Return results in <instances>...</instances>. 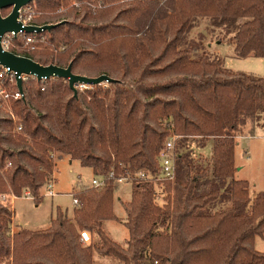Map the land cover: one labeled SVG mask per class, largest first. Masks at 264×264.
<instances>
[{"label":"trees","instance_id":"obj_1","mask_svg":"<svg viewBox=\"0 0 264 264\" xmlns=\"http://www.w3.org/2000/svg\"><path fill=\"white\" fill-rule=\"evenodd\" d=\"M38 1L55 11L63 0ZM75 1L62 15L36 20L57 25L19 34L12 51L113 81L76 94L64 78L31 77L23 98H0V193L28 191L40 202L57 154L92 168L105 184L72 193L74 215L59 210L43 230L13 231L14 210L0 202V264H97L96 254L121 264H264L255 247L264 236V190L252 194L250 182L235 176L237 137L264 118V77L228 69L186 40L195 20L209 17L233 33L237 56L264 58V0ZM173 133L182 136L176 180L157 187L137 178L159 172V152ZM190 137L203 146L213 141L207 164L183 151ZM128 173L122 245L105 224L118 219L115 190Z\"/></svg>","mask_w":264,"mask_h":264},{"label":"rangeland","instance_id":"obj_2","mask_svg":"<svg viewBox=\"0 0 264 264\" xmlns=\"http://www.w3.org/2000/svg\"><path fill=\"white\" fill-rule=\"evenodd\" d=\"M76 3L78 2L75 0H63L58 10L54 11L51 7L52 12L50 14L41 15L37 20L51 14L62 15L69 8L77 7ZM38 5L41 7L43 4L38 1ZM98 8L100 6L97 5L94 9ZM232 35L233 33H229L225 25H216L209 17H199L195 20L186 40L188 43L200 47L198 54L205 52L211 58L218 57L222 59L224 66L228 69L264 77V58H242L237 56L235 45L230 41ZM101 85L105 87L107 83ZM252 126L255 128L250 133ZM241 135L237 137L238 144L235 151V159L240 170L235 176L237 179L248 180L251 185V192L255 194L264 190V118L259 120L256 126L249 122L244 127ZM186 143V146L182 148L183 151H189L195 159L208 163L212 156V140L207 142L206 146H203L199 137H190ZM54 158L57 161L54 173L57 178L55 185L57 194L55 196H49L47 187L44 185L41 189L42 200L40 202L35 201L32 196H24L26 191L14 201L5 202L14 210L11 223L13 231H17L20 227L31 230L47 229L51 226L52 220L57 217L59 210L72 217L75 208L72 193L85 186H90L92 179L96 177L92 168L82 166L79 160H72L70 157L61 156L60 154H57ZM132 191V182H124L118 185L115 190L113 205L114 213L118 219L108 220L105 224L111 237L122 245L129 238V230L124 224L126 218L124 203L131 200ZM6 192H10V190ZM159 195L160 197L156 201L163 204L164 194L160 191ZM255 247L257 250L264 252V236L257 238ZM96 263L121 264L112 257H101L98 254H96Z\"/></svg>","mask_w":264,"mask_h":264},{"label":"built area","instance_id":"obj_3","mask_svg":"<svg viewBox=\"0 0 264 264\" xmlns=\"http://www.w3.org/2000/svg\"><path fill=\"white\" fill-rule=\"evenodd\" d=\"M75 5L78 6V3ZM12 10V7L5 8L1 10L3 16H7ZM3 11H6L5 13ZM51 7L49 6H43L41 7L38 5V0H34L31 3L21 7L19 9V17L18 21L23 24V26L28 25H40L37 23V18L41 15H44L46 13H51ZM24 32H19L16 34L15 31L7 32L4 35L1 36L0 44L3 48V50L12 51V48L14 47V39ZM35 38L33 37H27L26 38V44L28 45L29 49H35ZM21 55V54H19ZM36 78V75H29V74H22L20 75V78L23 80V83L25 80H28L29 78ZM17 72L12 70L10 67L2 65L0 63V98L6 101V103H11L12 101L20 100L24 97V91L20 90L17 85ZM46 78L42 79L45 80ZM67 80V79H66ZM103 84V83H102ZM93 85L88 84H75V88L78 90H85L89 87H92ZM10 110V114L14 121L16 122L18 118L14 114V112ZM164 124H169L168 121L164 122ZM172 126V125H171ZM17 131H22V125H17ZM182 138L181 135L173 133L170 137L167 138L165 141L163 147L161 148L159 155H158V161L160 170L157 174L153 175L146 171H139L135 174V176L139 179H142L144 181H150L153 182L157 187H159V184H162L164 182H173L176 180L177 176V153H178V142ZM133 176L128 173L127 175H122L119 178V183L124 182H133ZM57 178L55 174L53 173L48 181L46 182L45 186L47 187V194L49 196H55L57 194L55 185H56ZM105 184V178L102 176H96L92 179L91 186L94 187H102ZM159 193V190H158ZM24 196L31 197L32 195L26 191ZM16 198H18L17 195L10 192L0 193V202L5 203L7 201H14ZM75 206L79 205V200L77 197H74ZM92 240V236L89 231H83L82 232V241L86 244H89Z\"/></svg>","mask_w":264,"mask_h":264},{"label":"water","instance_id":"obj_4","mask_svg":"<svg viewBox=\"0 0 264 264\" xmlns=\"http://www.w3.org/2000/svg\"><path fill=\"white\" fill-rule=\"evenodd\" d=\"M34 0H0V11L5 8L12 7L11 12L7 16H3L0 12V39L1 36L7 32L15 31L16 34L19 32L24 33H35L45 30H50L57 24H44V25H28L23 26L18 21L19 9ZM61 21L60 23H64ZM0 63L2 65L10 67L12 70L17 72V85L18 88L23 90V80L20 78L22 74L36 75L38 80L44 78L48 79L51 77H59L67 79L70 87L77 94L75 84H88V85H99L106 82H112L113 79L107 74H102L97 77H89L85 75H77L72 71V64L67 67H61L56 64L42 65L35 61L31 57L19 55L13 51L3 50L0 44Z\"/></svg>","mask_w":264,"mask_h":264},{"label":"crops","instance_id":"obj_5","mask_svg":"<svg viewBox=\"0 0 264 264\" xmlns=\"http://www.w3.org/2000/svg\"><path fill=\"white\" fill-rule=\"evenodd\" d=\"M236 165L238 166L237 162H236ZM238 167H239V166H238ZM239 170H240V167H239ZM239 170L237 171L236 175L238 174ZM258 237H259V236L256 237V241H255L256 245H257V238H258ZM263 250H264V249H263Z\"/></svg>","mask_w":264,"mask_h":264}]
</instances>
